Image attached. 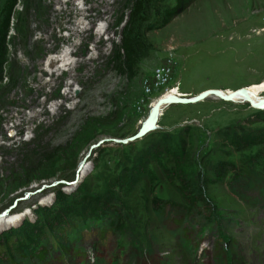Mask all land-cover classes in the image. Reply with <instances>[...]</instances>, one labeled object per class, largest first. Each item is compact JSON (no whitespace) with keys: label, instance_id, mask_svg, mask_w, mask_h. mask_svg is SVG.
Listing matches in <instances>:
<instances>
[{"label":"rangeland","instance_id":"obj_1","mask_svg":"<svg viewBox=\"0 0 264 264\" xmlns=\"http://www.w3.org/2000/svg\"><path fill=\"white\" fill-rule=\"evenodd\" d=\"M185 2L0 0V217L20 218L0 264H264V108L173 103L113 141L149 117L169 60L192 95L264 80V0ZM67 48L71 68L45 72ZM187 128L194 160L143 169L152 138Z\"/></svg>","mask_w":264,"mask_h":264},{"label":"bare ground","instance_id":"obj_2","mask_svg":"<svg viewBox=\"0 0 264 264\" xmlns=\"http://www.w3.org/2000/svg\"><path fill=\"white\" fill-rule=\"evenodd\" d=\"M59 1H61L63 4L69 2V0H59ZM79 5H81V2H79ZM80 26L84 28L85 22L80 21ZM72 29L75 30L74 28ZM102 29H103V24H100L98 30L102 31ZM72 53H73V50L70 48H67V49H63L59 53L51 54L50 57L47 59L48 68L45 69V72H51V75H52L54 73V70H63L65 72V70L71 68V66L76 62L75 59L73 58ZM148 86H149L148 84L147 86H145L146 89L148 88ZM244 88L245 90L248 91L249 95L246 94L245 91H243ZM244 88L243 87L239 89L223 88L220 90L225 96L227 95L233 96V99L230 100L231 102H248L249 104L253 103L255 105L264 106L263 105L264 104V80L259 83H251V84L245 85ZM202 92H200L199 94H201ZM199 94L192 95L189 93H185L179 87H175L172 91L168 92L164 97L163 96L160 97V98H163V100L159 104L158 117L156 119L157 128H159L158 122H159L160 117L164 115L167 107L174 103V102H169V99L180 98L181 100H184L185 98L199 96ZM208 97L218 98L215 94H211ZM156 103H157V100H155L153 104L151 105V111H150L151 114L149 115V117H146V119L140 123L139 130L141 128H144V130L149 129L150 126L153 124V121L155 120V113L153 111L154 110L153 108L154 106H156ZM78 169H79L78 174L80 177H83L84 175H86L89 169V163L87 162V160L82 159V161L79 164ZM19 219H20L19 216L0 217V228L4 226H10L14 223H17Z\"/></svg>","mask_w":264,"mask_h":264},{"label":"trees","instance_id":"obj_3","mask_svg":"<svg viewBox=\"0 0 264 264\" xmlns=\"http://www.w3.org/2000/svg\"><path fill=\"white\" fill-rule=\"evenodd\" d=\"M191 2L192 0H186V2L183 3L182 9L191 4ZM7 28L8 19L5 22L3 31L0 32V44H4L6 41V35L8 31ZM200 140L201 139L198 131L193 128L185 129L181 137H172L169 133H163L162 135H158L157 137L152 138V146L141 157V159L144 160L143 169H146L148 163H153L155 161H168L173 162L175 165H178L189 159L190 161L194 160L197 154ZM119 187L120 189H122L124 186L119 185ZM125 191L127 192V189ZM186 230L187 228H184L181 233L184 235V238L182 239L183 244L185 246H188V235L185 234Z\"/></svg>","mask_w":264,"mask_h":264},{"label":"water","instance_id":"obj_4","mask_svg":"<svg viewBox=\"0 0 264 264\" xmlns=\"http://www.w3.org/2000/svg\"><path fill=\"white\" fill-rule=\"evenodd\" d=\"M244 88V87H243ZM246 94L249 95L248 91L244 90ZM211 94H215L218 98L222 99V100H227V101H230L233 99V96L231 95H227L225 96L222 91L218 88H214V89H207V90H204L201 94H199V96H196V97H189V98H185L184 100H181L180 98H173V99H169V102H174V103H197V102H200V101H203L205 100L208 96H210ZM163 100V98H159L157 100V103H156V106H154V113H155V120L153 121V124L150 126L149 129H146L144 130V128H141L140 130H138L137 133H135L134 135L132 136H129V137H126V138H118V139H113L114 142H117V143H121V144H128L130 142H133V141H136V140H139L141 138H143L146 134H148L149 132L157 129V124H156V119L158 117V109H159V104L160 102ZM251 105L254 107H258V108H264V106L262 105H255L253 103H251ZM264 105V104H263ZM107 139L105 140H100L99 142H97L96 144H93L90 148V152L87 154V156L84 158V160L87 159V157L91 154L92 150L98 146H100L104 141H106ZM79 170V169H78ZM80 177L78 172H77V175L75 177V180L72 182V183H76L80 180Z\"/></svg>","mask_w":264,"mask_h":264},{"label":"built area","instance_id":"obj_5","mask_svg":"<svg viewBox=\"0 0 264 264\" xmlns=\"http://www.w3.org/2000/svg\"><path fill=\"white\" fill-rule=\"evenodd\" d=\"M175 66L174 63L169 60L166 64L155 70L153 75V81L149 84L146 89L147 94H151L154 91H159L160 96L157 97L158 100L160 97H164L168 92L172 91L175 87H181V82L174 81ZM172 82L174 84H172Z\"/></svg>","mask_w":264,"mask_h":264}]
</instances>
